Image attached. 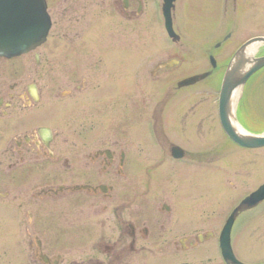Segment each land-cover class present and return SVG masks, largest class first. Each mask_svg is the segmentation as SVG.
<instances>
[{"label": "flooded vegetation", "instance_id": "obj_1", "mask_svg": "<svg viewBox=\"0 0 264 264\" xmlns=\"http://www.w3.org/2000/svg\"><path fill=\"white\" fill-rule=\"evenodd\" d=\"M237 1L234 0V8ZM37 2L46 5L51 21L45 43L28 54L0 60L10 63L32 56L35 60L33 74L38 78L42 74V80L46 77L48 81L54 72L50 66L53 65L50 59L52 52L42 54L38 50L47 46L53 38L57 21L64 28L55 34V45L59 47L66 41L75 45L78 39L79 62L84 42V29L80 28L93 21L95 14H115L117 20L129 28L130 23L144 18L146 9L150 8L146 7L145 0ZM230 38L229 34L213 49L203 46V54L209 62L211 58H216V50ZM247 40L226 55L225 67L218 68L216 60L215 67L210 64L207 71L210 76L219 73L224 77L233 55ZM116 41L122 42L125 51L129 37ZM111 50L114 51L112 47ZM106 55V59L113 63V54ZM94 56L91 57L94 69H90V72L95 73L93 79L96 85L92 91H88V81L85 79L88 74H83L81 69H78V84L67 89L50 83L40 86L36 80L25 86L15 83L0 87V119L8 123L7 127L13 134L9 145L1 152L0 186L8 184L10 180L16 185H27V199L24 202L26 214L21 213V219L20 216L16 217L17 231L25 232L30 237L26 259L24 257L26 264H191L194 252L208 256V264H214L212 261L219 264H247L241 260L242 255L236 249L232 251L238 263L227 262L220 249L212 251L205 248V244L216 236L214 231L203 228L209 224V216L194 214L190 174L200 169L199 166L210 164L209 150L195 152L192 148L195 138H200L199 134L190 131L195 124L194 119H188L190 114L195 116V105L186 107L182 106L184 103H171L174 106L170 108L167 119L173 122V113L178 114L180 127H187L188 130L186 128V133L179 131L178 134H170L162 127L164 109L161 103L156 104L153 111H147L144 101L146 73L142 70L144 61L141 60V64L132 70L123 69L113 80L108 70H96L103 60H95ZM115 57L124 60L127 56ZM172 60H176L177 65L181 63L178 58L166 62ZM160 64L151 71L154 78L164 70L158 69ZM40 66H44L41 72ZM99 72L104 73L102 78ZM69 77L74 75L69 73ZM99 81H102V85ZM187 89L190 87L177 88V91ZM116 91L121 97L118 96L120 99L115 105L113 94ZM77 95L78 116L80 111L83 113L84 104L88 101L100 110H111L112 105L123 106L130 124L134 122L139 126L126 134L103 133L107 117L98 118L99 115L90 113L85 119L78 118V129L73 135H68L60 126L72 110L71 99L77 98ZM217 108L220 123L219 100ZM186 109L187 112L182 113ZM87 122L89 128H85ZM200 122L197 125L202 129L204 119ZM98 126L102 128L99 130ZM243 127L250 134L264 133L258 128ZM232 144L246 151L259 150ZM4 171L6 176L3 175ZM7 197V193H0V198ZM23 204L20 206L23 207ZM255 208L242 207L237 218Z\"/></svg>", "mask_w": 264, "mask_h": 264}, {"label": "rangeland", "instance_id": "obj_2", "mask_svg": "<svg viewBox=\"0 0 264 264\" xmlns=\"http://www.w3.org/2000/svg\"><path fill=\"white\" fill-rule=\"evenodd\" d=\"M145 4L147 8H150L146 9L144 18L130 23L129 28L124 27L115 14H95L93 21L80 28L84 29L82 31L84 42L81 51L82 59L79 62L78 39L75 45L71 44L72 46L67 41L62 42L59 47L55 45L57 42L55 34L59 29L64 28V25L57 21L53 38L47 46L38 50V53L42 54L50 50L52 52L50 59L53 65L50 66L54 68V72L50 75V81L46 77L42 80V74L39 78L33 74L35 60L29 56L10 63L0 60V87L15 83L25 86L36 80L40 86H48L50 83L52 86L67 89L71 85L78 84V69H81L83 74H88L85 79L88 81V91H92L96 85L93 79L95 73L90 72L93 68L91 64L94 63L91 61L93 55H96L93 59H102L104 64L96 70H108L112 73L113 80L121 74L123 69L137 68L143 60L142 70L144 69L146 73L144 101H146L147 111H153L155 105L161 103L164 109L161 122L166 132L178 134L179 131L186 133L188 130L187 127V130L180 127L181 121L177 119L178 114L173 113V122L167 119L170 108L174 106L171 103L180 102L184 103L182 106L195 105L196 107L195 116L190 114L188 117V119L193 118L195 123L190 131L200 135L199 139L195 138L192 148L195 152L209 150L210 164L201 165L200 169H195L194 174H190L189 181L193 188L194 214H199L200 217L209 216L210 222L203 228L215 232V239L205 244L206 249L213 251L218 249V236L230 213L241 200L264 183V148L252 151L242 150L225 138L219 123L217 108L223 78L221 74L215 73L182 92L177 91V83L187 77L200 75L210 70V63L203 54V49L207 46L213 49L215 44L222 42L229 34L230 40L216 50L215 60L220 69L227 64L226 55L240 43L253 37L264 36V0H238L237 8H234V0H178L174 20L175 32L180 36L177 44L169 38L165 30V20L160 9L162 0H145ZM56 20H58L57 16ZM127 37H129L128 47L123 51L122 42L119 43L116 40H125ZM106 54H113V63L109 58L106 59L108 56ZM262 54L264 55V47L258 48L254 55ZM117 55L127 57L123 60L121 57H115ZM175 58L181 61L180 65L159 71L155 78L152 76L151 71L158 64ZM43 69L44 66H40L39 71ZM69 73L74 77H69ZM99 75L102 78L104 73L99 72ZM98 83L102 85V81ZM243 94L239 121L246 127L264 130V68L248 82ZM118 96L121 97V94L116 91L113 94L115 105L120 99ZM110 100L107 99V101ZM71 101H73L72 110L60 126L68 135H73L78 129V118L85 119L90 116V113L99 115L98 118L107 117L103 133L126 134L139 126L134 122L130 124L124 115L123 106L112 105L111 110L109 108L100 110L88 101L84 104L83 113L80 111L78 116V95ZM97 103L99 107V102ZM150 107L152 109L149 110ZM113 109L114 112H112ZM185 112L187 109L182 113ZM201 119H204V122H202V129H199L197 124L201 123ZM7 124L0 119V156L13 135ZM153 125L151 122V127ZM89 127L90 124L87 122L85 128ZM100 128L98 126L99 130ZM5 171L4 176L7 175ZM26 188V184L16 185L11 180L8 184L0 186V193L8 194L7 198H0V264L27 263L24 257L27 255L25 252L28 251L26 246L29 244L30 237L25 232H18L16 227V217L20 216L21 219V213L26 214L27 206L24 203L27 199ZM21 204L23 207L20 206ZM232 244L233 249L242 255L243 262L264 264V203L237 218L232 232ZM65 250L74 252L77 249ZM148 257L152 256L148 255ZM207 257L204 253L194 252L190 263L208 264ZM211 263L219 264L217 261Z\"/></svg>", "mask_w": 264, "mask_h": 264}, {"label": "water", "instance_id": "obj_3", "mask_svg": "<svg viewBox=\"0 0 264 264\" xmlns=\"http://www.w3.org/2000/svg\"><path fill=\"white\" fill-rule=\"evenodd\" d=\"M37 1L39 0H17L16 4H12L11 0L0 2V57L20 56L45 42L51 23L46 5ZM176 1L163 0L165 28L174 42L180 39L173 25ZM259 46H264V37L253 38L238 49L223 78L219 97V117L224 132L235 144L248 149L263 148L264 134H250L241 127L236 117V106L240 97H236L238 92L242 93L250 78L264 68V56L254 57L250 54L252 48ZM175 64L176 61H169L161 64L159 69L171 68ZM212 64L215 66L213 58ZM208 76L209 73H205L187 78L178 83V87L193 86ZM263 201L264 185L246 197L227 220L220 237V248L228 262H237L232 252L231 232L238 212L242 207L254 208Z\"/></svg>", "mask_w": 264, "mask_h": 264}, {"label": "bare ground", "instance_id": "obj_4", "mask_svg": "<svg viewBox=\"0 0 264 264\" xmlns=\"http://www.w3.org/2000/svg\"><path fill=\"white\" fill-rule=\"evenodd\" d=\"M255 51H256V47H254V48H252V49L250 50V54L253 55V54L255 53ZM222 82H223V81H222ZM221 85H222V83H221ZM239 96H240V92H238V95H237L236 99H238ZM236 125H237V123H236Z\"/></svg>", "mask_w": 264, "mask_h": 264}]
</instances>
